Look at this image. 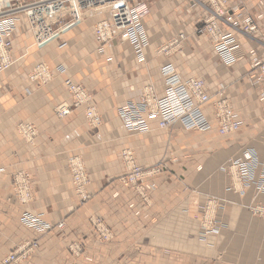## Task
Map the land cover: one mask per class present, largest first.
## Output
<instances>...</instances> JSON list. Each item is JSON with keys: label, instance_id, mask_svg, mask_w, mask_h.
<instances>
[{"label": "crops", "instance_id": "obj_1", "mask_svg": "<svg viewBox=\"0 0 264 264\" xmlns=\"http://www.w3.org/2000/svg\"><path fill=\"white\" fill-rule=\"evenodd\" d=\"M256 5L257 1L251 7L256 10ZM200 13L188 14L184 29L182 20H174L172 32L166 26L158 31L145 22L142 50L114 37L103 47L110 61L97 53L92 34L97 18L92 15L61 35L63 46L56 40L36 48L23 27L14 34L16 61L0 74V260L25 241L36 240L38 248L15 264H264V219L249 209L264 204V193L253 184L242 192L229 189L224 170L245 148L255 150L264 161V85L249 73L264 58L260 45L264 37L251 40L236 33L243 57L231 67H225L212 48L206 58L190 53L173 64L182 78L203 74L213 96L222 88L242 120L239 131L224 136H218L215 122L206 132L187 131L207 137L206 152L192 145L188 151L170 153L155 118H147L144 131L130 133L116 116L117 108L137 100L146 84L152 82L157 94L162 92L159 67L166 62L162 50L167 40L179 37L181 31L188 40H205ZM36 62L53 70L49 82L27 78ZM58 65L63 72L54 71ZM66 79L91 93V103L102 119L99 126L87 124L83 108L63 118L55 114L58 105L69 103ZM205 111L210 115V105ZM21 122L36 127L32 142L18 133ZM175 125L176 130L186 131ZM124 147L134 151L141 165L161 159L169 164L167 171L142 181L148 204L117 180L123 172L119 152ZM73 155L81 158L88 173L90 198L85 202L74 192L67 170ZM20 170L31 183L32 199L26 205L14 197L10 181L11 174ZM211 197L217 199L213 211L221 228L203 237L200 211ZM25 210L41 213L51 224L63 221L64 228L40 234L21 224ZM90 216L102 219L114 237L100 241ZM73 241L83 246L78 256L67 248Z\"/></svg>", "mask_w": 264, "mask_h": 264}, {"label": "built area", "instance_id": "obj_2", "mask_svg": "<svg viewBox=\"0 0 264 264\" xmlns=\"http://www.w3.org/2000/svg\"><path fill=\"white\" fill-rule=\"evenodd\" d=\"M189 13L193 10L202 12L204 35L209 37L214 54L225 67H231L242 59L238 53L239 44L236 32L254 38L257 26L249 15L235 16L231 12V0H190ZM149 8L145 2L140 5L134 0H0V74L10 68L16 61L13 57V37L22 27L25 29L32 44L42 48L49 42L60 40V46L65 45L61 35L68 29L80 24L88 16L99 17L92 26V33L97 44V53L106 61L111 57L104 54V46L113 37L128 43L136 50L143 49V35L145 31L144 17ZM258 35V34H257ZM181 37V36H180ZM164 51V50H162ZM55 71L61 73L63 66L58 65ZM53 71L43 62H36L31 66L27 78L31 82H46L51 78ZM264 85V58L249 72ZM160 82L163 87L160 94H154L147 88L137 101H126L116 110V116L123 127L128 130L146 129L147 118L156 116L158 126L171 132L172 126L178 123L184 130L208 129L207 114L204 106L209 103L206 82L202 78L189 77L183 79L175 70L171 62H165L159 67ZM71 93L73 106H83L85 119L88 125L97 127L102 119L93 105L89 104V96L81 84L71 80L64 81ZM154 84V83H150ZM217 101L211 105L212 113L218 121L220 133L234 130L238 122L234 119V110L223 94L217 92ZM71 105L60 108L56 112L61 115L69 114L74 107ZM23 124V125H22ZM20 124L19 133L27 140H32L36 133L27 123ZM173 131V129H172ZM254 155V154H253ZM255 157V155H254ZM257 158V157H256ZM243 160L231 161L233 165L242 164ZM254 160H247L251 165ZM256 162V159H255ZM68 169L81 201L87 198L82 194V186L86 183V175L80 161L70 157L67 161ZM126 178L120 179L123 183L136 186L141 179L138 168H134ZM12 182L19 195L29 196V180L22 172H18ZM259 189L264 191V180ZM264 193V192H263ZM253 213L264 218V205L254 208ZM41 218L30 213H23L21 223L28 226L36 225ZM209 232L217 233L219 229L213 225L206 227ZM50 230V229H49ZM16 255L7 258V262H14Z\"/></svg>", "mask_w": 264, "mask_h": 264}, {"label": "bare ground", "instance_id": "obj_3", "mask_svg": "<svg viewBox=\"0 0 264 264\" xmlns=\"http://www.w3.org/2000/svg\"><path fill=\"white\" fill-rule=\"evenodd\" d=\"M135 2H136V0H134ZM188 1H190V0H186V3H187V7H188V10L190 11V6H189V3H188ZM231 2H232V0H231ZM98 19H99V17H97V19L93 22V25H94V23L95 22H97L98 21ZM92 25V26H93ZM93 34V33H92ZM181 36V35H180ZM93 37H94V35H93ZM182 37V36H181ZM114 38V37H113ZM112 38V39H113ZM111 39V40H112ZM95 40V39H94ZM110 40V41H111ZM109 41V42H110ZM96 42V41H95ZM97 43V42H96ZM98 44V43H97ZM240 55H241V57H243V53H239ZM216 56V55H215ZM217 57V56H216ZM218 58V57H217ZM219 59V58H218ZM220 60V59H219ZM173 64V63H172ZM62 66V65H61ZM175 67V66H174ZM175 70H176V68H175ZM53 71V70H52ZM54 71H55V69H54ZM177 71V70H176ZM56 72V71H55ZM58 73V72H57ZM178 73V72H177ZM179 74V73H178ZM53 75H54V73H52L51 72V78H49V80H47L46 82H37V83H41V84H45V83H47V82H49L52 78H53ZM189 77H196V76H189ZM189 77H187V78H189ZM197 78H201V77H197ZM183 79H186V78H183ZM79 84V83H78ZM149 86V89L152 91V93H154V94H157V92H156V90H155V88H154V86H153V84H146L143 88H142V90H141V93H140V96H142V94H143V89L144 88H147ZM83 87V86H82ZM206 89H207V92H208V94H209V97H210V100H208L209 101V103L208 104H206V105H210V115H208L207 116V119H208V129L207 130H205L204 132H206V131H208V130H210V128H211V126H212V123L213 122H215L216 123V126H217V134H219V135H225V134H230L231 132H234V131H236V130H238L240 127H241V124H242V120H241V118H240V116H239V114L237 113V111H236V109L232 106V104L230 103V101H229V99L227 98V100H228V102L230 103V105L232 106V108H233V110H234V112H235V114H234V119L238 122V126H237V128L236 129H234V130H231V131H228V132H225V133H220V131H219V125H218V121H217V119L215 118V116L213 115V113H212V109H211V105L212 104H214V103H216V101L218 100L217 99V92L219 91V90H222V88L221 89H218L217 91H216V93H215V95L213 96V94H210L209 93V91H208V86L206 85ZM84 88V87H83ZM84 90H86L85 88H84ZM67 92H68V96H69V103H62V104H60V105H58V106H61L60 108H62L63 109V107H65V106H69V105H71L72 104V106H73V101H72V97H71V93L68 91V89H67ZM86 92H87V90H86ZM222 92H223V90H222ZM88 96H89V104L91 105V96H90V94L87 92L86 93ZM159 94V93H158ZM224 94V93H223ZM140 96H139V98H140ZM213 96V97H212ZM138 98V99H139ZM137 99V100H138ZM137 100H128V101H137ZM205 105V106H206ZM57 106V107H58ZM205 106H204V111H205ZM74 107V109H78V108H83V106L82 105H80V106H78V107H75V106H73ZM94 107V106H93ZM56 109V108H55ZM94 109H95V107H94ZM118 109V108H117ZM95 111L97 112V110L95 109ZM54 112H55V114L59 117V118H63V117H65V116H67V115H61V114H59V113H57L56 112V110H54ZM206 112V111H205ZM100 115V114H99ZM85 116V115H84ZM101 116V115H100ZM153 118H155L156 119V124H157V128L158 129H160V130H164V129H162V128H160L159 126H158V120H157V117L156 116H152ZM86 120V119H85ZM147 120V119H146ZM87 122V121H86ZM20 124H22V123H19L18 125H17V128H18V133H19V130H20ZM27 124H30L31 126H32V128L34 129V131H35V133H36V135H35V137L37 136V130H36V127L34 126V124H32V123H27ZM88 124V123H87ZM176 124H178V123H176ZM20 125V126H19ZM23 125V124H22ZM175 125V124H174ZM173 125V126H174ZM179 125V124H178ZM90 126V125H89ZM180 126V125H179ZM90 127H92V126H90ZM92 128H95V127H92ZM180 128H182L181 126H180ZM183 129V128H182ZM145 129H143V130H135V131H132V130H128L127 129V131L128 132H130V133H133V132H142V131H144ZM192 131H198V130H192ZM239 131V130H238ZM199 132H202V131H199ZM235 133V132H234ZM35 137L32 139V140H27L25 137H23L24 138V140H26V141H28V142H32L34 139H35ZM121 155H120V160H121V162H122V164H123V167L125 168V172L123 173V175H122V177H120L119 178V182L120 183H122L123 185H126V186H129V187H131L138 195H139V197L142 199V201L145 203V204H148V201H147V196H146V193L144 192V188H143V185H142V181L145 179V178H147L148 176L149 177H151V176H153V175H156V174H158L160 171H161V166L163 165V164H165L164 165V167L166 166V162L164 163V162H158V163H156V164H154V165H152V166H143V165H140L139 163H137V161H136V159H135V157H134V155H133V153L130 151V150H123L121 153H120ZM255 155V157H254V155ZM72 157H74V158H76V159H78L79 161H80V163H81V165L83 166V168H84V172H85V175H86V183H84V185L82 186V194H86L87 195V198L86 199H84V200H82L81 201V199H80V197L78 196V193H77V191H76V188H75V185H74V183H73V181H72V177H71V174H70V172H69V169H68V165H67V170H68V173H69V176H70V179H71V182H72V184H73V188H74V192L76 193V195L78 196V198H79V200L81 201V202H85L86 200H88L89 198H90V193L88 192V190H87V184H88V182H89V177H88V173H87V171H86V169H85V167H84V164H83V162H82V160H81V158L79 157V156H77V155H73ZM257 157V158H256ZM254 160V162L251 164V165H248V164H246V161L247 160ZM255 159H256V162H255ZM235 160H243V162H242V164H240V165H233L232 163H231V161H235ZM162 161H164V160H162ZM134 168H138V173H139V175H141V179H139L138 181H137V184H136V186H133V184H126V183H123L120 179H122V178H126V177H128V175L131 173L130 171L132 170L133 171V169ZM224 170H225V172L229 175V178H230V183H229V189H231V190H234V191H236V192H238V191H244L245 190V188L249 185V184H253L254 185V187H255V189H256V191L258 192V193H263L264 191H261L260 189H259V185L261 184V181L262 180H264V161H260L259 160V158H258V155H257V152L255 151V150H253V149H250V148H245V149H243L242 150V152H241V154H240V156H238L237 158H233V159H231V160H229V162H228V164H227V166L226 167H224ZM18 172H20V171H18ZM18 172H14V174L12 175V177H11V180L10 181H13L14 180V178H15V176H16V174L18 173ZM25 174V173H24ZM133 175V172L131 173V176ZM28 179V178H27ZM11 186H12V189H13V193H14V196H15V198L20 202V203H27L30 199H31V197H32V190H31V184H29V196L26 198L25 196H24V194L22 193V195H19L17 192H16V188H15V186H13L12 185V182H11ZM216 203H217V199L216 198H214V197H211V198H208L205 202H204V204H203V206H202V208H201V211H200V217H199V226H200V229H201V233L204 235V237L206 236V235H208V234H216L215 232H209L208 230H207V228L206 227H208V226H210V225H213L214 224V226H216L218 229H220L221 228V225H220V223L219 222H217V220H216V218H215V214H214V211H213V208L214 207H216ZM260 205H264V204H255V205H253V206H251L249 209H250V211H251V213L253 214V215H256V214H254L253 213V210H254V208H256L257 206H260ZM23 213H30V214H33V215H37V216H39L41 219L39 220V222L36 224V225H34V226H28V225H24L23 223H21L22 225H24L25 227H27V228H31V229H33L34 231H36V232H38V233H40V234H46L47 232H49V231H52V230H54V229H62L63 228V226H64V223H63V221H59V222H57V223H54V224H51V223H49V222H47L44 218H43V216H42V214L41 213H37V212H32V211H28V210H25V211H23L22 213H21V215L23 214ZM21 215H20V217H21ZM256 216H258V215H256ZM258 217H260V218H262L261 216H258ZM20 219V218H19ZM262 219H264V218H262ZM21 222V221H20ZM90 223H92L95 227V231H96V233H97V235H98V237H99V239L101 240V241H107V240H110L112 237H113V234H112V232H111V230L104 224V222H102V220L100 219V218H98V217H91L90 218ZM50 229V230H49ZM218 233V232H217ZM22 245V244H21ZM21 245L19 246V249H17V250H15L14 252H12V253H10V254H8V255H6L5 257H3L1 260H0V264H15V263H17L20 259H22V258H24V257H26L27 255H28V249H25V246H22L21 247ZM33 246H35V243H33ZM21 247V248H20ZM70 247V249H72L73 250V252H74V255L75 256H78L79 255V251H81L80 250V248L78 247V243H76V242H72V244L69 246ZM71 252V251H70ZM13 254H15L16 255V259H15V261L14 262H7V258H9L11 255H13Z\"/></svg>", "mask_w": 264, "mask_h": 264}, {"label": "rangeland", "instance_id": "obj_4", "mask_svg": "<svg viewBox=\"0 0 264 264\" xmlns=\"http://www.w3.org/2000/svg\"><path fill=\"white\" fill-rule=\"evenodd\" d=\"M30 1H32V0H30ZM256 1H257L256 10H258L260 12L258 14L257 13L253 14L252 12H255L256 10H254L251 7V4H253ZM24 2H26V1H24ZM27 2H29V1H27ZM136 2H137V4H140L142 2H145L147 4V6L149 8V11H148V14H147L148 17L144 20V23L146 22L147 25H151L156 30H158L159 27H160V29H162L165 26H166L167 30L168 29L170 30L172 27L174 28V26H175V21L174 20H182L183 21V23L181 22L182 29H184V25L187 24L185 21L188 18L187 15L190 14V13L187 10L186 0H136ZM231 12L234 15L239 16L241 18L244 17V16L249 15L251 17V19L253 20V22L255 23V25L257 26V30H258L257 34L258 35L257 34L254 35L255 36L254 38H252V37H248V38H250L251 40L257 38L259 41H261V39H259V38L260 37H264V21L262 20L263 17L261 16V15H264V0H232V2H231ZM254 15L255 16L258 15L257 17H259L260 19L259 18L257 19L256 17H254ZM186 16H187V18H186ZM95 18H97V17L95 16ZM170 31L172 32V30H170ZM236 33H240V32H236ZM178 35H179V37H176V38H173L175 35L172 36L169 40H167L166 45H164L165 49H164L163 53L165 54L166 62H171V63L175 64V62H177V61L184 60L186 58V56L188 54H190V53L195 54V56L197 58H206L209 55V53L211 52V43H210L209 37L207 35H204L202 37L203 40L205 39L203 42L194 41V40L191 41V40L186 39V34L183 31L179 32ZM180 35L182 37H180ZM240 35H243V34L240 33ZM243 36H239V39L241 40ZM244 37L247 38V36H244ZM257 43H259V42H257ZM260 45H264V44H260ZM199 69H201V68H199ZM29 71H28V73H29ZM195 76L196 77H201L202 79H204V75L203 74L199 73L198 75H195ZM39 84H41V83H39ZM221 85H226V84H221ZM87 92L90 94L91 99H92L91 93L88 90H87ZM95 109H96V107H95ZM97 112L99 113L98 110H97ZM21 123H31V122H21ZM176 127H178V126L177 125L172 126L173 131H176V132H172L173 134L163 130L165 132V142H166L165 149L167 148V150L170 153H175L176 150H180V152H183V151H186V150L188 151L191 148L192 145H196L198 148L202 149V150L197 149V150H200L198 152H206V150L204 149L205 147L208 146V143L205 145L206 139H207L206 136L201 135L199 133H194V132L178 131V130H176L177 129ZM16 129L18 131L17 126H16ZM172 129L170 131H172ZM238 130H236V131H238ZM189 131H192V130H189ZM236 131H234V132H236ZM234 132H231L230 134H232ZM225 135H227V134H225ZM20 136L23 138V136L21 134H20ZM218 136H224V135H219L218 134ZM175 143H178V146L181 147L182 150L178 149V147L175 146V145H177ZM123 150H130L133 153L134 157H135L134 151L131 148L124 147L119 152V160H120V155H121L120 153ZM135 159H136V157H135ZM162 160L163 159L159 160L158 162H164V163L166 162V166L164 167L165 164H163L161 166L162 167L161 171L158 174H161L162 172L168 170V166H169L168 162L166 160H164V161H162ZM120 162H121V160H120ZM121 164H122V162H121ZM122 166H123V164H122ZM143 166H146V165H143ZM124 172H125V168L123 167V172H122L121 175L118 176L117 180H119V178L122 177ZM13 174H14V172L11 174L10 180H11V177H12ZM158 174H156V175H158ZM25 175L27 176L26 173H25ZM153 176H155V175H153ZM13 195H14V193H13ZM31 199H32V197H31ZM31 199L27 203H23V204L20 203V204L26 205V204H28L31 201ZM28 211H31V210H28ZM32 212H34V211H32ZM91 217L94 218L96 216H90L89 217V223H90V218ZM102 222H104V221L102 220ZM104 224L111 230V232L113 234V237H114V233H113L112 229L105 222H104ZM90 226L95 231V228H94L95 226L92 223H90ZM63 228H64V226H63ZM55 230H60V229H55ZM200 232H201V229H200ZM201 235L204 237V235L202 233H201ZM103 242H106V241H103ZM33 243H35V246H33ZM76 243H78V247L81 250V251H79V255H80L83 252V246L79 242H76ZM71 244H72V242L67 246V248H68L69 252L71 251L70 254L75 256L73 250L70 249V247H69ZM22 246H25V249H28V255H29V254L33 253L38 248V242L36 240L25 241L21 245V247ZM17 249H19V246L15 247L10 253L14 252Z\"/></svg>", "mask_w": 264, "mask_h": 264}]
</instances>
